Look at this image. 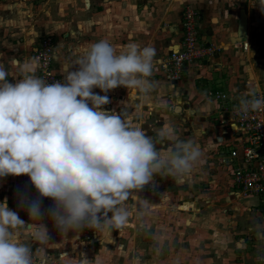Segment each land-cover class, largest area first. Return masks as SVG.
<instances>
[{
	"label": "clouds",
	"instance_id": "9594fccd",
	"mask_svg": "<svg viewBox=\"0 0 264 264\" xmlns=\"http://www.w3.org/2000/svg\"><path fill=\"white\" fill-rule=\"evenodd\" d=\"M255 6L264 13V0ZM154 56L153 47L136 42H89L74 53L72 63L79 67L67 72L65 83L37 76L35 57L10 61L22 77L15 83L7 81L10 73L0 64V177L27 174L41 197L53 199L48 214L62 235L121 229L132 214L126 204L130 191L142 189L154 175L176 184L193 178L203 156L198 143L181 139L169 122L149 136L141 125L104 110L109 97L93 92L125 86L147 99L155 87L149 79ZM262 105L264 100L248 90L234 112L247 116ZM165 142L161 151L158 145ZM27 212L31 223L0 202V264H33L34 253L24 240L48 244L47 227L37 223L43 216L40 201H28ZM254 231L264 239V225L256 224ZM40 259L46 264V257ZM80 264L89 260L82 257ZM94 264H102L99 255Z\"/></svg>",
	"mask_w": 264,
	"mask_h": 264
},
{
	"label": "crops",
	"instance_id": "0c3cea01",
	"mask_svg": "<svg viewBox=\"0 0 264 264\" xmlns=\"http://www.w3.org/2000/svg\"><path fill=\"white\" fill-rule=\"evenodd\" d=\"M137 2L0 0V64L10 73L6 79L15 83L22 78L19 68L12 67L10 61L16 59L22 63L25 58H32L30 50L36 40L50 32L57 35L53 67L65 82L67 72L79 67L72 63L74 53L89 42L107 39L115 46L136 42L153 47L154 67L149 79L154 82L155 87L147 99L143 94L133 92L125 86L110 89L107 93L94 87L93 92L109 97V103L102 106L104 110L121 115L122 118L124 116L134 125H141L147 135L154 134L155 128L160 124L148 131L144 123L150 119L163 120V123L166 118H179L187 138L201 146L202 158L213 160L214 164L219 163L223 167L209 169L200 160L193 178L183 183V186L193 182L194 188H198L203 183L201 181L206 180L210 183L209 186H214L215 190L212 189V192L224 203L211 195L207 201L209 207L216 206L218 212L224 210L232 218L231 223L235 225L233 231H246L245 234H250L249 238L253 239L244 243L245 248H248L242 252L239 263L264 264V239H258L254 231L256 224L264 225V207L259 197H242L234 184L233 169L240 163L241 157L232 164L222 162L231 150H239L245 141L242 132L237 131L234 135L229 132L228 126L231 129L233 127L232 116L226 108L236 107L242 92L264 90V13L255 6L258 0H145L140 1L145 10L151 6V2L153 4L150 11L139 14ZM187 3L199 11V45L209 46L213 50L202 60L187 64L180 79L169 80L159 61L182 46L183 11ZM153 7H161L160 18L150 17L154 12ZM241 9H245L247 14V36L242 42H236ZM38 43L39 41L36 45ZM36 75L39 76V69ZM21 178L24 182L31 183L27 174L7 175L0 180V189L4 193L0 195V202L6 201L8 207L19 217L25 213L24 207L28 202L23 205L16 202L19 195L24 199L21 187L16 185ZM6 181H14L17 195L4 192L7 191ZM28 192L30 201H40L43 216L37 223L43 224V217L54 206V201L50 197H41L40 194L37 199L34 195L37 193H32L31 190ZM83 231L89 232V228L75 232L78 243L82 242ZM93 236L88 241L99 240L100 231H95ZM36 257L38 256H35L33 264H44ZM68 260L61 259L60 263L75 264L80 261ZM57 263L58 260L52 262L51 258L46 259V264Z\"/></svg>",
	"mask_w": 264,
	"mask_h": 264
},
{
	"label": "rangeland",
	"instance_id": "374dc122",
	"mask_svg": "<svg viewBox=\"0 0 264 264\" xmlns=\"http://www.w3.org/2000/svg\"><path fill=\"white\" fill-rule=\"evenodd\" d=\"M137 1L138 14L150 11L152 2L151 6L145 10L143 2H140L145 0ZM190 5L187 3L185 8ZM153 11L155 13L153 12L150 17L160 18L158 16H161V7H153ZM45 36H52L54 43L57 40L55 32ZM45 36L37 39L30 50L32 58L37 42ZM162 121L150 119L144 124L149 131L158 123L160 128L165 122H169L178 131L181 139H189L178 117L166 118L161 123ZM228 128L232 135L237 132L230 126ZM149 136L154 137L155 133ZM162 147H167V142L164 145H158L161 151L166 150ZM201 160L209 169L214 167L223 169L219 163L214 164L213 160L204 158ZM208 168L205 169L209 170ZM209 173L212 172L209 171ZM1 179L3 177H0ZM19 181L20 183L16 185L18 188L21 187L24 199L19 195L16 199L18 205H23L21 201L24 203L30 201L28 196L30 190L32 193H37L34 194L37 199L40 198L32 183L24 182L23 178ZM201 182L203 183L199 184L198 188H194L193 182L184 187L183 184H176L171 177L154 175L153 180L142 189L130 191L126 204L132 214L127 223L119 230L112 229L110 233L100 230L99 240L88 241L81 236L82 242L78 243L75 232L69 231L66 235H62L50 215L46 213L47 215L43 217L45 218L43 225L48 230V244H39L30 238L24 242L28 243L34 255L38 256L36 258L48 256L46 259L51 258L52 262L58 260L57 264H62L61 259L76 261L80 259L81 261L82 257L87 258L89 264H94L97 255L100 256L102 264H240L241 254L248 248H245L244 243L251 242L253 239L249 238L250 234H245L246 231L243 233L233 231L235 225L231 223L232 218L226 215L224 210L218 212L216 206L209 207L207 201L211 195L215 200L224 202L212 192L214 186H209L210 183H207V180ZM5 184L7 189L5 193L17 195L14 181H6ZM1 193L3 191L0 189V195ZM0 198L2 199L1 196ZM241 198L236 197V199ZM143 200L149 202L148 207H144ZM24 208L26 211L20 217L26 223H31L27 205ZM111 215L112 213L109 212L108 216L111 217ZM37 249L41 251L37 252ZM79 262L75 264H80Z\"/></svg>",
	"mask_w": 264,
	"mask_h": 264
},
{
	"label": "built area",
	"instance_id": "2783aa9c",
	"mask_svg": "<svg viewBox=\"0 0 264 264\" xmlns=\"http://www.w3.org/2000/svg\"><path fill=\"white\" fill-rule=\"evenodd\" d=\"M198 11L187 6L183 11L182 46L171 51L167 57L160 60L162 71L169 80L181 78L187 64L196 63L212 53L209 46L198 43ZM54 38L43 37L34 50L33 57L39 60V77L48 83H65L53 67ZM257 98L264 100V90L254 91ZM237 106V105H236ZM234 108H226L232 116V130L240 131L245 135V141L240 149H233L222 162L232 164L239 156L241 161L233 169V181L243 196H256L264 207V105L259 111L249 112L247 116L237 115ZM95 231L82 232L83 239L93 238ZM34 263V262H33Z\"/></svg>",
	"mask_w": 264,
	"mask_h": 264
},
{
	"label": "water",
	"instance_id": "95a60500",
	"mask_svg": "<svg viewBox=\"0 0 264 264\" xmlns=\"http://www.w3.org/2000/svg\"><path fill=\"white\" fill-rule=\"evenodd\" d=\"M247 34V14L245 9H241L239 12V24L237 29L236 42H242Z\"/></svg>",
	"mask_w": 264,
	"mask_h": 264
},
{
	"label": "bare ground",
	"instance_id": "6f19581e",
	"mask_svg": "<svg viewBox=\"0 0 264 264\" xmlns=\"http://www.w3.org/2000/svg\"><path fill=\"white\" fill-rule=\"evenodd\" d=\"M247 36V35H246Z\"/></svg>",
	"mask_w": 264,
	"mask_h": 264
}]
</instances>
